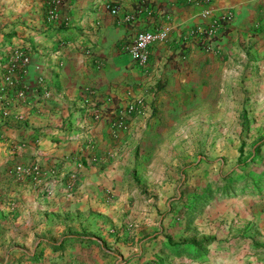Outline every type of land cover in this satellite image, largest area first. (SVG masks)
Segmentation results:
<instances>
[{
  "label": "crops",
  "instance_id": "crops-1",
  "mask_svg": "<svg viewBox=\"0 0 264 264\" xmlns=\"http://www.w3.org/2000/svg\"><path fill=\"white\" fill-rule=\"evenodd\" d=\"M227 12L202 49L192 31ZM158 27L166 39L138 65L135 34ZM0 47V79L11 50L30 57L0 100V264H132V239L149 238L132 220L152 213L130 204L142 169L153 175V140L176 124L169 112L208 90L215 72L244 79L264 109V0H0ZM85 88L102 117L84 110ZM130 102L137 110L113 129L110 117ZM242 250L264 264V245Z\"/></svg>",
  "mask_w": 264,
  "mask_h": 264
},
{
  "label": "rangeland",
  "instance_id": "rangeland-1",
  "mask_svg": "<svg viewBox=\"0 0 264 264\" xmlns=\"http://www.w3.org/2000/svg\"><path fill=\"white\" fill-rule=\"evenodd\" d=\"M243 82L215 72L208 90L169 112L176 124L153 140V175L142 169L139 201L130 204L152 213L132 220V229L149 235L132 239V264H256L242 248L264 245V109ZM206 186L210 198L192 219V194Z\"/></svg>",
  "mask_w": 264,
  "mask_h": 264
},
{
  "label": "built area",
  "instance_id": "built-area-1",
  "mask_svg": "<svg viewBox=\"0 0 264 264\" xmlns=\"http://www.w3.org/2000/svg\"><path fill=\"white\" fill-rule=\"evenodd\" d=\"M200 1V0H194ZM208 1V0H201ZM145 0H137V4H144ZM117 6L112 5L110 7V12L115 14L117 12ZM203 17L209 16V11L205 10L203 12ZM233 14L231 12H227L222 14L217 18H209L207 23L203 26H199L198 28L192 31L193 34L197 35L200 47L204 50H211L213 47V43L218 40V38L222 35L223 29L227 25V23L232 18ZM56 11L53 4L48 9V19H55ZM167 37V30L158 27L153 30H139L135 34L132 44L129 48V53L131 56V60L137 63L138 65H144L149 58L150 46L155 42H160L165 40ZM2 47H0V50ZM30 63V57L25 49L16 48L11 50L8 54L7 61L3 64L5 68V72L1 77L0 82V100L4 98V94L10 86L14 84L13 76L15 71L18 68L24 69ZM83 104H89L88 106H84V110L91 114L92 116L98 118L102 117L104 111L99 108L95 103L91 102L89 99L93 94V90L91 88H85L83 91ZM22 91L20 95H22ZM137 110V102H130L124 108L118 109L115 113L114 117H110L111 127L113 129L123 128L125 127L126 116L134 113ZM16 171H24V168L19 165L16 166Z\"/></svg>",
  "mask_w": 264,
  "mask_h": 264
},
{
  "label": "trees",
  "instance_id": "trees-1",
  "mask_svg": "<svg viewBox=\"0 0 264 264\" xmlns=\"http://www.w3.org/2000/svg\"><path fill=\"white\" fill-rule=\"evenodd\" d=\"M210 193H211V189L210 187L206 186L203 189L197 191L194 195H193V202L190 204V206L188 207L189 209V213L192 212L191 214V218L193 219L195 214H196V210H198V204L200 205V203L204 200V199H209L210 198ZM188 213V212H187ZM168 242H171V240L167 239Z\"/></svg>",
  "mask_w": 264,
  "mask_h": 264
}]
</instances>
